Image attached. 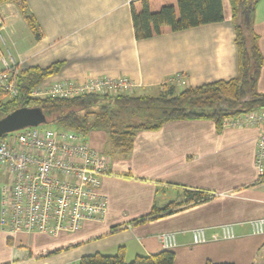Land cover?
<instances>
[{"label": "crops", "instance_id": "crops-1", "mask_svg": "<svg viewBox=\"0 0 264 264\" xmlns=\"http://www.w3.org/2000/svg\"><path fill=\"white\" fill-rule=\"evenodd\" d=\"M129 0H24L35 19V39L20 9L6 2L7 18L0 30L16 34L14 23L27 31L25 51L15 57L20 68L59 70L42 83L83 81L89 77H126L136 95L155 96L163 89L178 92L237 76V48L230 0H221L223 20L135 39ZM253 31L263 62L256 91L264 93V0L253 13ZM20 34V35H21ZM19 35V36H20ZM13 45H16L12 41ZM264 126H222L213 120L164 123L156 130L137 131L131 150L111 147L102 130L87 134L91 146L108 161L102 177L107 211L101 221H84L75 231L56 236L9 233L0 222V264H78L82 256L115 254L124 249L130 262L138 255L163 250L158 235L173 233V264H264V223L254 232L250 221L264 220V177L254 166L257 136ZM6 177L0 174V187ZM184 189L206 191V199L172 207L151 218H139L153 206L163 208L185 200ZM232 224L233 236L223 238L221 226ZM201 227L206 241L194 244L191 230Z\"/></svg>", "mask_w": 264, "mask_h": 264}, {"label": "trees", "instance_id": "trees-1", "mask_svg": "<svg viewBox=\"0 0 264 264\" xmlns=\"http://www.w3.org/2000/svg\"><path fill=\"white\" fill-rule=\"evenodd\" d=\"M135 39H146L166 31L176 32L192 27L221 22V0H129ZM13 2L35 39L40 37L39 27L28 13L24 0ZM258 0H230L234 42L237 48V76L216 80L198 86L186 87L178 92L168 88L157 96L136 94H95L75 98L29 97L30 91L59 70L56 62L47 67L29 66L20 69L19 93L13 99L0 102V118L19 107H39L47 118L59 128L87 134L94 130L107 133L112 148L121 152L131 150L137 131L156 130L164 123L177 120L210 119L220 129L227 117L238 116L254 109L264 108V93L256 91L263 58L258 47V36L253 31V13ZM100 111L89 119L87 110L98 105ZM129 119L138 121L130 125ZM185 200L163 208L153 206L140 220L151 218L172 207L206 199L209 193L198 189H184ZM174 253L163 249L151 255H138L130 262L124 259V249L113 255L94 253L82 256L78 264H173ZM205 264H231L213 263Z\"/></svg>", "mask_w": 264, "mask_h": 264}, {"label": "built area", "instance_id": "built-area-1", "mask_svg": "<svg viewBox=\"0 0 264 264\" xmlns=\"http://www.w3.org/2000/svg\"><path fill=\"white\" fill-rule=\"evenodd\" d=\"M6 2L0 3V30L7 18ZM20 66L0 53V102L19 93ZM135 85L126 77H89L83 81L40 83L29 97L75 98L95 94H132ZM264 126V108L227 117L222 126ZM17 132V133H16ZM254 166L264 177V131L257 136ZM108 161L83 134L65 128L27 127L0 138V222L9 233H43L56 236L75 231L84 221H101L107 211L102 177ZM263 219L250 221L254 232L263 231ZM223 238L233 236L232 224L221 226ZM194 244L206 241L201 227L191 230ZM158 239L164 249L175 245L173 233Z\"/></svg>", "mask_w": 264, "mask_h": 264}, {"label": "water", "instance_id": "water-1", "mask_svg": "<svg viewBox=\"0 0 264 264\" xmlns=\"http://www.w3.org/2000/svg\"><path fill=\"white\" fill-rule=\"evenodd\" d=\"M47 123L39 107H19L0 118V138L10 132Z\"/></svg>", "mask_w": 264, "mask_h": 264}, {"label": "rangeland", "instance_id": "rangeland-1", "mask_svg": "<svg viewBox=\"0 0 264 264\" xmlns=\"http://www.w3.org/2000/svg\"><path fill=\"white\" fill-rule=\"evenodd\" d=\"M12 28L15 30L16 34H14L12 37L9 36L8 34V30L7 32H2V36L4 38V43L2 44L0 42V51L6 55V50L8 49L12 56L15 57L16 55V51H25L27 49V46L25 45V41L22 40V37L24 36V33L21 34V32L23 31H27L24 24L22 22H18V23H14ZM21 34V35H20ZM20 35V36H19ZM12 41H14L16 43V45H13L12 44ZM167 91V88L166 89H163L161 90L159 93H157L155 96L161 94L162 92H165ZM134 94V93H133ZM100 111V107H99V104L98 105H95V106H92L89 110H87V112H89L88 114L91 115L89 116V119H93L94 118V114L98 113ZM128 123L130 125H137L138 124V121H136L135 119H129ZM39 128L43 129V128H55L57 129L58 126L52 122H49V123H45V124H40L38 125ZM17 133V132H16ZM0 212H1V205H0Z\"/></svg>", "mask_w": 264, "mask_h": 264}]
</instances>
